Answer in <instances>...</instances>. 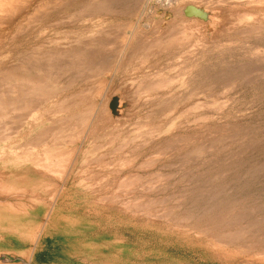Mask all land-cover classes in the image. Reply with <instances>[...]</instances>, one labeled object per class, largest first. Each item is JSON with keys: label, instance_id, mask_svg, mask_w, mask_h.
<instances>
[{"label": "rangeland", "instance_id": "374dc122", "mask_svg": "<svg viewBox=\"0 0 264 264\" xmlns=\"http://www.w3.org/2000/svg\"><path fill=\"white\" fill-rule=\"evenodd\" d=\"M139 1L131 0V17L119 20L122 27L118 31L127 37L132 36L135 40L139 37V41L148 42L161 36L157 34L171 29L170 25L173 27L179 22L182 25L186 22L184 25L188 27L192 24L193 30V19H196L199 26L194 25L196 27L193 32L200 37L198 50L214 46L215 42L229 44L233 41V47L230 45L226 53L215 54L210 64L203 68V74L210 69L208 72L211 73L207 72L206 75L216 82L212 85L216 93L211 86L200 84L193 104L195 107L192 108L189 103L193 99L188 95L186 74L182 76L179 72L180 61L170 56V52L150 56L144 67L135 70L132 77L119 69L121 72L117 74L123 75L109 74L100 78L105 86L100 81L104 87L100 86L102 93L100 91V95L93 99V104L105 108L106 115L103 114L101 118L109 122L113 120L112 124L120 122L123 125L115 131L116 135L114 128L111 131L110 124L104 132L101 129L103 133H97L93 127L90 131L84 130L88 138L85 136L83 139L80 135V141L74 138L73 142L70 137L76 127L71 120L72 127L68 132L71 131L72 135L68 133L70 136L65 139L52 140L53 136H59L56 134L62 132L57 122L65 117V111H62L64 108H59L66 99L63 90L59 91L60 94L56 93L53 99H42L41 106L38 104L39 108L28 112V116L19 113L13 120H4L9 128L5 134L9 136L0 138V264H264V73L257 71L264 66V37L256 38L260 35L253 31L255 28L243 30V24L231 20L232 14L239 8L231 12L232 16L229 10L235 5H244L246 0H221L224 1L222 3L211 0L214 6L210 0H178L173 6H167L166 0H149L144 4V0ZM261 1L259 5L264 6V1ZM226 2H230V5ZM204 3H208L203 9L206 12L199 9L203 17L192 18L196 11L194 15L185 16L184 10L187 7L197 8ZM261 12L264 11L255 16L264 20V13ZM110 40H113L112 37ZM238 44H243L244 49L238 47ZM117 45L120 42L114 39L113 50L110 49L106 54L112 64L123 58ZM209 65L215 69L211 70ZM174 66L178 68L174 70ZM237 69L243 72L249 70L254 74L251 78L247 72V83L251 84L247 85L246 78L244 80L241 77L242 73L241 76L237 75ZM257 74H261V77ZM212 75L216 79L212 80ZM164 76L171 78L166 87L157 80H162ZM148 77L156 78L157 81L150 79L155 80L151 85L146 80ZM139 83L142 87L145 84V89ZM155 83H160L156 87L157 91ZM146 85H151L150 88L155 91L153 93L160 95L152 94L151 89L147 91ZM203 88H208L205 89L208 91ZM199 90L202 92L199 93ZM132 93L135 97L133 99L137 100L134 106L129 104ZM163 94L165 98L162 99ZM113 98L118 99L115 111L109 109ZM161 99L166 101L165 107ZM176 100L180 101V105ZM215 100L221 101V104L215 105ZM146 103H150V106ZM160 104H163L162 108ZM166 104L171 106L166 107ZM155 106L161 108L158 110L164 115ZM145 108L150 113L153 111L152 114H156L159 119L158 122L153 119L150 122L152 125L146 128L153 129L152 133H141L144 136H136L135 139L134 132L137 129L132 125L135 124L133 120L144 117L149 112ZM22 117L27 118L19 120ZM131 128L135 131H131ZM42 130H47L49 135H43V143L37 144L33 140ZM108 133L109 139L105 136ZM117 133H120L119 137ZM91 134L93 136H89ZM113 136H117L115 139L118 144L112 139ZM125 136L127 142H124ZM28 141L32 146L27 144ZM114 141L122 148L114 145ZM94 144L100 147L104 144V148ZM55 147H59V151L53 160L48 161L53 166L42 167L40 160L44 153ZM201 147L204 151L196 150ZM213 177L216 178L210 180ZM132 179L134 184L130 183ZM206 179H217V183ZM206 182L210 188L205 186ZM220 186L226 188V192L229 191L227 193L232 195L235 204H231L233 207H216L213 218L202 214L200 207L201 202L205 201L203 197L208 195L206 199L209 198L213 193L211 189L214 191ZM192 188H196V192ZM194 193H198V198ZM199 195L203 196L200 197L201 201ZM208 202L210 206L218 203Z\"/></svg>", "mask_w": 264, "mask_h": 264}, {"label": "bare ground", "instance_id": "6f19581e", "mask_svg": "<svg viewBox=\"0 0 264 264\" xmlns=\"http://www.w3.org/2000/svg\"><path fill=\"white\" fill-rule=\"evenodd\" d=\"M148 1L149 0H144L143 4L147 3ZM177 1L178 0H166V5L167 6L168 5L173 6V4H175ZM203 1H205V0H203ZM227 1H229V0H227ZM240 1H243V0H240ZM240 1H238V2H240ZM262 1H264V0H262ZM137 2H138V0H137ZM210 2H211V0H210ZM219 2L222 3L224 1L219 0ZM219 2H217V3H219ZM130 3H131V0H0V138L1 139L4 138V136L8 135L7 133L5 134V131L7 129L9 130V128H7L8 126H6V124H4V122H5L4 120H8L9 118H11V120H13L12 118H17L15 116H18L19 113H20V115L22 113H26L25 116H28L29 115V114L27 115L28 112L31 113V111H33L36 108H39V106H41L40 101H42V99L46 100V101L49 100V98L53 99V96L56 95V93L60 94L59 91L62 92V90L65 92L64 95H66V99L62 103V105L59 106V108L60 109L64 108V110H62V111H65L64 112L65 117L62 120L60 118L61 122L60 121L57 122L58 123L57 125H59V128L62 130V132H60L59 128L55 127L56 125L54 126V128L55 129L57 128V130H59L60 133L59 134L55 133L56 135H59V136H53L54 134L51 135V136H53L52 140L55 139L54 141H56V140L60 141L62 139L67 138L68 136L72 135L70 133L71 131L68 132V129H71V127H72V126H70L71 120H73L75 122L74 126L76 127L75 132L70 137L71 140L73 139V142L76 140V138H77V140L79 139V141H80V135H81V137H83V139L85 138V136L87 137V135L84 133V130H85V132H86V130L90 131L92 127L95 128L94 130H96L97 133H100V131L102 132V130L104 132V129L106 130L105 127L107 125L112 124L113 120L109 122V121H106L104 117L101 118L105 112V108H102L100 106V104L99 105L93 104V101H94L93 99H95L96 97H98L100 95L101 87L105 86V83H103L104 81H102L103 79L100 80V78L105 76V75L109 76V74H112L113 76L119 74V76H120V74L123 75L122 73H124L125 75H128L129 77H132L131 75H134L136 73L135 70H138V69L141 70L142 69L141 67H144V65L146 64V62L150 56L156 57V56H159L161 54H167V53L171 52L172 55L169 54L170 56H174L175 58L179 59L180 64H179V61L177 63L179 64L178 66H180V70L179 69L178 70L180 73H182V76H183V74L184 75L186 74L185 79L187 80V85L189 87V92H188L189 94L188 93L187 94L190 95L191 99H193L189 103L190 106L191 105L193 106L194 100L197 98L196 96H197L198 89L200 88V84H203L207 87L211 86L212 87L211 89L214 90V87L212 85H213V83H216V82L211 81L210 76L206 75L208 73L209 74L211 73V72H208L210 69L207 71L204 70L205 74H203V68L206 67V65L210 64L211 58L215 54L217 55V54H221L224 52L226 53L227 48L230 47L231 44L233 45V43H232L233 41L232 40H231V42L229 41L231 38L228 40L230 42L229 44H227V43L222 44L221 42L220 43L215 42L214 46L213 45L208 46V47L206 46V47L202 48V50L201 49L198 50V46H199L198 40L200 37L198 38V35H197L198 33L195 34L194 33L195 31L193 32V30L196 26L197 27L199 26V24H198L199 22L197 23L196 19H193L194 20V21L192 20L194 22L193 24L196 25L195 27L193 25V30L191 29L192 24H190V27H188L187 25H184V23H186V22H183V25H182V23L179 22L178 24L177 23L174 24L173 27H172V25H170L171 29L167 30L163 34H157V35H161V36H159V37L156 36V38L151 40V41L147 42L146 39L144 38L146 42H144V41L142 42V41L138 40L139 37L138 38L136 37L137 40H135V38H133L132 36L127 37L124 33L121 34V32L118 31V29L122 27L119 25V20L129 18L132 15V12H131L132 9H130V7H131ZM226 3L228 5L230 2L229 3L226 2ZM207 4L208 3H206V5H205V3L200 4L197 8H195L193 6H189V7L194 8V10L196 11L194 17H192V18L203 17V14L201 11L203 9H205L204 7L207 6ZM213 4H215V3H212V5ZM231 4H233V3H231ZM213 6H210V7L213 8ZM189 7H187V8H189ZM199 9H202V10L199 11ZM236 9H238V10L236 11ZM176 10H178V9H176ZM203 11L206 12V10H203ZM260 11H264V6L259 5V0H252V1L246 0L244 5H241V6L235 5L234 7H232L229 10V13H230V16L233 15L232 16L233 18L231 19L232 22L237 23V24H243V30H244V28L245 29H247V28H251V29L253 28L254 29L255 28V30H253V31H255V33L257 32L256 35H258V34L260 35V36H257L256 38L260 39V38L264 37V25H263L264 20L260 19L259 17L257 18L255 16L256 13L258 14V13H260ZM231 12H233V13L235 12V13L231 15ZM262 13H264V12H261V14ZM204 15H205V13H204ZM252 18L255 20H253ZM195 22L197 24H195ZM189 23H191V21H189ZM208 24H209V22H208ZM71 28H73V29H71ZM248 33H250V32H248ZM153 35H154V33H153ZM243 35H245V33ZM111 37L113 40L116 39L120 42V45L119 46L117 45L119 49L117 47L116 48L118 49V51L120 50V54H123V58L121 57V58L117 59L115 64H112L106 58V54H108L110 49L113 50V47H112L113 40H110ZM143 37L144 36H142L140 40H142ZM201 40H203V39L201 38ZM236 40H237V38L235 39V41ZM237 46L244 49L243 44H240V45L238 44ZM116 48H114V50ZM179 51L182 53L179 54L180 53ZM111 55H112V53H111ZM161 58H162V56H161ZM154 60H156V59H154ZM114 61L115 60L113 59L112 62H114ZM213 64H211V65H213ZM175 66H174V70H175V68H178V66L177 67H175ZM156 68H158V67H156ZM119 69L122 70V73L117 74V72H121V70H119ZM214 69L212 68L211 70H214ZM255 69H257V68H255ZM260 69H257V71L264 73V66H262ZM240 70H242V69L238 70L237 75L241 76L243 74L241 77H243L244 80L246 78V83H247V81H248L247 79H248L249 75L251 74V78H252L253 73H250L251 71L249 72V70H247L246 72H243V70L242 71H240ZM162 71L163 70H161V72ZM247 72H249V75ZM216 73L217 72H215V74ZM213 75L211 77H213ZM237 75L235 77H237ZM257 75L259 77L261 74H257ZM108 76H107V78H108ZM161 76H162V74H161ZM169 76H171V75H169ZM180 76H181V74H180ZM219 77H221V76H219ZM120 78H123V77L121 76ZM120 78H118L117 80H119ZM139 78H140V76H139ZM143 79H145V78H143ZM150 79L156 80V78L150 77L149 79H146V80H149L150 82L149 81L148 82L152 85L153 84L152 82H155V80L151 81ZM174 79H175V77H174ZM213 79H216V78L213 77L212 80ZM122 80H124V79H122ZM157 80H159L161 83H163L164 84L163 86L166 87L169 84L168 80L171 81V78L169 79L168 76L167 77L164 76V77H162V80H160V79H157ZM218 80H219V78H218ZM230 80H232V79H230ZM251 80H254V79H251ZM100 81H102V85L104 84V86L101 85ZM138 81H140V80H138ZM141 81H143V80H141ZM182 81L184 82V78ZM240 81L242 82V80H239V82ZM249 81H250V79H249ZM108 82H109V80H108ZM120 82H122V81L120 80ZM148 82H146V83H148ZM239 82H238V84H239ZM140 83H142V82H140ZM228 83L230 84L231 82H228ZM246 83H245V85H246ZM136 84H137V82H136ZM248 84H251V83H247V85ZM151 85H148V87L146 85V87L148 88L147 91H149L151 89L152 94H154L155 91H157L156 87L158 85L160 86V83H157V84L155 83V87H154L156 89L155 91H153L152 88H150ZM174 85H176V84H174ZM76 86H78L79 88L77 89ZM106 86L108 87V85H106ZM144 86H145V84L143 85V87ZM222 86H223V84H222ZM242 86H243V84H242ZM140 87H142L141 84H140ZM122 88L123 87H121V89H120L121 91H122ZM135 88H137V87H135ZM142 88H141V90H142ZM172 88L173 87H171V90H172ZM108 89H109V87H108ZM143 89H145V88H143ZM203 89L205 90L208 88H203ZM110 90H112V89H110ZM166 90L169 91V89H166ZM143 91L145 92V90H143ZM205 91L207 92L208 90H205ZM124 92H125V90H124ZM126 92L128 93V91H126ZM200 92H202V91L199 90V93ZM214 92H215V90H214ZM101 93H102V91H101ZM138 93H139V89H138ZM148 93L151 94V92H148ZM209 93H211V92H209ZM123 94L124 93H122V96H123ZM157 94H154V95H157ZM175 94L176 93H174V95ZM177 94H179V93H177ZM181 94H184V93H181ZM128 95L133 96V93L131 95L130 94H128ZM141 95H142V93H141ZM158 95H160V94H158ZM212 95H213V93H212ZM127 96H124V97H127ZM138 96H139V94H138ZM179 96H181V95H179ZM207 96H209V95H207ZM216 96H217V94H216ZM149 97H146V98H149ZM156 97H158V96H156ZM163 97L165 98L164 94L162 96V99H163ZM173 97L174 96H172L171 98L167 97L166 101L168 100V98L171 101V99ZM176 97L174 99H176ZM183 97H185V96L183 95ZM129 98H130L129 104L134 106L136 104L137 100L133 99V98H135L134 96L132 98L131 97H129ZM151 98H153V97H151ZM125 99L128 101L127 98H125ZM158 99H159V97H158ZM162 99H161V103L163 102ZM155 100H157V98H155ZM185 100H188V99L185 98ZM61 101H62V99H61ZM153 101H154V98H153ZM166 101H164V102H166ZM173 101L174 100H172V102ZM176 101H178V100H176ZM196 101H198V100H196ZM58 102H60V101H58ZM145 102H148V101H145ZM164 102H163V104H164ZM172 102H170V103L172 104ZM178 102H179L178 104L180 105V101H178ZM211 102H212V100H211ZM213 102L215 105L221 104V101L215 100ZM181 103L183 104L184 102H181ZM38 104H39V106H38ZM156 104H157V101H156ZM163 104H162V106H163ZM175 104H176V102H175ZM151 105H153V103ZM148 106H150V103ZM162 106H161V104L159 105V107H161V108H162ZM167 106L170 107L171 105L166 104V107ZM174 106H177V105H174ZM156 107L157 106H155V108ZM159 107H157V111H159L158 110ZM164 107H165V104H164ZM172 107H171V109H172ZM194 107L195 106H193L192 108H194ZM132 108H134V107H132ZM151 108H153V107H151ZM161 108H159V109H161ZM177 108H178V106H177ZM163 109L165 110L167 108H163ZM171 109H170V111H171ZM161 110L159 112H161ZM172 110H174V109H172ZM147 111H149V110H147ZM150 112L151 111H149L148 113H145L144 117L141 116L142 118L141 117H137L138 119L135 118V119H137V121H135V119L133 120L135 122V124H132V125H133V127L135 126L137 129L136 132H134L135 133V135H134L135 139H136V136H139V138H140V135H142L141 133L146 132L144 134H149L150 131H151L150 133L153 132V129H146V128L150 127L148 125L150 124V122L153 119L157 120V122H158L159 118L156 117V114H152L153 111H152V113H150ZM159 112H157V114ZM163 112H166V111H163ZM161 114H163V113L161 112ZM104 115H106V114H104ZM21 116H24V115L22 114ZM24 118L23 117L19 118V120H22ZM17 123H18V121H17ZM159 124H161V123H159ZM159 124H158V126H159ZM112 125H111L112 128H110V129L112 131V129L114 128V130H113L114 135H116L115 131L119 130L123 126V125L122 126L120 125V122L119 123L115 122ZM150 125H152V124H150ZM153 128H154V125H153ZM132 130H133V128H131V131ZM133 131H135V130H133ZM47 132H48L47 130H42V132L40 134L37 132L36 134L37 135L39 134V135L36 136V134H35L36 138H35V136H33L35 138L33 141L37 142V144L43 143V142H41L42 136L45 135ZM53 132H55V131L53 130ZM53 132L51 131V134ZM68 133H70V135ZM109 133L111 134L112 132H109ZM109 133L105 134V136H108V139L110 138ZM118 134L120 136V133H117V136H118ZM121 134H122V132H121ZM144 134L142 136H144ZM89 136H93V134H91ZM117 136H113L112 139L113 138L115 139V137H117ZM96 137H94V138H96ZM74 138H75V140H74ZM124 138H125L124 139V142H125L126 136ZM143 138H145V137H143ZM31 139H33V138L31 137ZM45 139H47V138H44L43 140H45ZM68 139H67V141H68ZM49 140H50V137H49ZM140 141H142V140L140 139ZM111 142H113V141H111ZM136 142H139V141H136ZM136 142H134V143H136ZM146 142H147V140H146ZM149 142H151V141H149ZM114 143H115V141H114ZM27 144L31 145V142L28 141ZM109 144H110V142H109ZM109 144H108V146H109ZM117 144H118V141H117ZM117 144L115 143L114 145H117ZM138 144H141V142ZM103 145H102V147H103ZM136 145H137V143H136ZM94 146H96V145L94 144ZM98 146H99V144L96 147H98ZM122 146L124 147L125 145H122ZM96 147H94V148H96ZM102 147H100V148H102ZM192 147H193V144H192ZM58 148L59 147H55L54 149H51L48 152L44 153L43 158L40 160L42 167H43V165L46 167L47 166H49V167L53 166L52 163L50 165V163L48 161L50 159L53 160V158L55 157V155L59 151ZM196 150L204 151V149H202V147H201V149H196ZM194 151H192V152H194ZM93 153H94V151H93ZM189 153H191V151ZM198 153H200V151ZM66 158H68V157H66ZM55 162H53V163H55ZM212 176H214V175H212ZM210 177H211V175H210ZM217 177H219V176H217ZM215 178L213 177L210 180L215 179ZM206 180H208V179H206ZM210 180H208V181L214 183L217 179L215 181L213 180L214 182L210 181ZM219 180L220 179H218V181ZM131 182L134 184L133 179H132V181H130V183ZM207 182H206L205 186H207ZM209 182H208V184H210ZM215 183H217V181ZM204 184H205V182H204ZM220 184H221V182H220ZM128 185H129V183H128ZM211 185H213V184H211ZM218 185H216V186H218ZM207 187H209V186H207ZM221 187H223V186H220L216 190L214 189V191L211 189V191L213 193L211 192L212 194L210 195V193L208 192L210 196L207 199H206V197H208V195L205 197L199 195V198L200 197L205 198V201L202 200L203 202H201V207H200L202 209L201 210L202 214H204L208 217L211 216V218H213L212 215H214V213H215L214 209H216V207H218V208H220V206L227 207L228 205L232 206L231 204H233V205L235 204V203H233L234 199L232 198V195L228 194L229 191H227L228 192L227 193L225 191L226 188L223 189ZM203 189H206V188H203ZM192 190H194V189L192 188ZM198 190H201V189L199 188ZM193 192H196V188ZM201 192H200L201 194L204 193L203 190ZM198 193H199V191H198ZM194 194H196V193H194ZM183 198H182V200H183ZM196 198H198V195ZM201 198L199 201H201ZM199 201H197V203ZM208 201H212V203H213V201H216L218 203H217V205L210 206ZM194 202H196V199ZM215 216L217 217L216 214H215Z\"/></svg>", "mask_w": 264, "mask_h": 264}, {"label": "water", "instance_id": "95a60500", "mask_svg": "<svg viewBox=\"0 0 264 264\" xmlns=\"http://www.w3.org/2000/svg\"><path fill=\"white\" fill-rule=\"evenodd\" d=\"M194 12H195V10L192 7H189L186 10H184V14L187 17L194 15ZM117 108H118V99L113 98L112 101L109 103V109L111 111H115Z\"/></svg>", "mask_w": 264, "mask_h": 264}]
</instances>
